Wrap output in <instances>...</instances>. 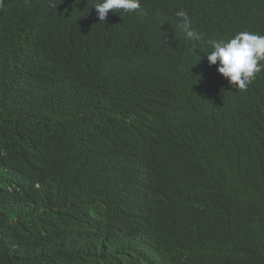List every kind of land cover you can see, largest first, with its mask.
<instances>
[{
    "label": "trees",
    "instance_id": "1",
    "mask_svg": "<svg viewBox=\"0 0 264 264\" xmlns=\"http://www.w3.org/2000/svg\"><path fill=\"white\" fill-rule=\"evenodd\" d=\"M96 2L0 0V264H264V71L207 60L264 0Z\"/></svg>",
    "mask_w": 264,
    "mask_h": 264
},
{
    "label": "clouds",
    "instance_id": "2",
    "mask_svg": "<svg viewBox=\"0 0 264 264\" xmlns=\"http://www.w3.org/2000/svg\"><path fill=\"white\" fill-rule=\"evenodd\" d=\"M97 17L106 21L109 11H138L141 0H99L94 3ZM92 7V8H93ZM181 21L177 27L184 35L194 41L203 40V35L192 26L188 13L181 9L176 12ZM211 51L208 52L209 65H216L217 72L226 78L236 90H246L256 75L264 71V35L250 31H241L228 40L208 41Z\"/></svg>",
    "mask_w": 264,
    "mask_h": 264
}]
</instances>
